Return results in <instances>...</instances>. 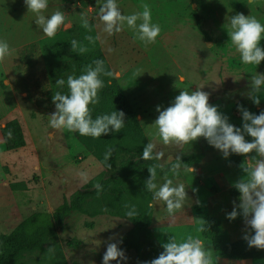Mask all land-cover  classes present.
Wrapping results in <instances>:
<instances>
[{
  "label": "rangeland",
  "instance_id": "rangeland-1",
  "mask_svg": "<svg viewBox=\"0 0 264 264\" xmlns=\"http://www.w3.org/2000/svg\"><path fill=\"white\" fill-rule=\"evenodd\" d=\"M80 1L87 3L78 7V14H74L72 23L66 25L68 28L60 38L36 46L32 44L20 52V56L10 55L6 58L7 69L17 88L33 90L36 93L8 92L10 102L17 108L23 105L26 109L24 113L30 129L26 127L22 116L26 127L24 149H9L6 139L0 145V240L33 212L54 211L64 196L71 198L79 189L93 188L108 175L94 152L82 142V138L87 139L90 136H80L65 129L55 130L49 124L50 115L55 111L53 94L57 91L68 94L67 77H78L76 70L67 65L81 55L70 51V41L73 39L87 47V52L101 51L108 59L110 72L113 73L112 76H101L104 87L98 93L99 103L90 105L91 114L100 106L104 91L112 83L111 77H114L125 89L124 93L138 116L146 104L141 102L142 95L135 83L152 79L154 86L152 89L150 86L149 91L156 90L164 80L161 75L165 70L164 66H168L169 85L156 92L152 102L147 103L155 110L157 106H170L180 91L191 92L197 87L208 93L209 104L221 99L224 106L222 111L230 118H233V106L236 116H242L238 105H243L254 114L264 110V90L258 94L259 105L254 104L248 96L252 76L256 72L264 73V61L258 66L243 64L228 35L230 19L237 13L255 17L264 25V0H255L252 4H249V0H121L119 8L124 16L142 12L145 4L149 6L151 22L161 28L155 42L150 44L137 39L136 32L126 22L121 25L119 32L111 36L105 33L104 25L98 18L100 5L106 0ZM82 15L88 17L91 31L82 26ZM32 22L36 25L34 20ZM89 35L94 38V42L85 39ZM97 37L99 38L96 39ZM260 46L264 48V34ZM110 59L116 64H112ZM141 62H144L143 66L138 69ZM31 71L42 74L41 85L35 86V79L30 77ZM148 71H153L154 75L150 77ZM59 79L65 81L63 88L56 83ZM30 97L33 105L28 101ZM147 112L152 115L151 111ZM157 117L151 120V129L148 130L150 136L156 134L153 122ZM21 125L23 128V122ZM236 127L242 128V123ZM147 138L149 141L150 138L153 140L152 137ZM245 139L250 142L253 138L245 134ZM154 143L158 145L155 151L163 153L160 158L163 164L168 163L171 157L168 158V154L171 152L177 157L180 154L205 150L206 155L216 149L203 137L189 144L165 145L162 139ZM137 152L138 150L135 159ZM209 157V154L207 158L204 157L202 162L205 165ZM241 159V170L235 169L233 164L225 167L226 164L222 162L223 180L230 177L233 171L241 177L249 176L244 171L245 163V169L254 168L259 157ZM209 168L213 169L212 166ZM184 169L185 167H180L179 175L173 172L159 173L156 183L159 187L165 183L167 177L173 184H184L186 201L192 204H184L170 215L163 202L153 198L147 202L146 198H139L135 191H131L123 197L127 206H135L136 212H143L151 205V220L144 225L143 230L136 232L134 222L125 216L105 213L92 217L74 212L67 218L65 225L56 230L55 236L47 241L43 251L27 252L14 264H102L103 255L110 242H116L125 252L127 259L119 260V264H150L161 253L157 250L163 251L162 245L169 239L183 242L189 235L205 242L206 249L211 252L213 264H264V253L259 260L242 261L216 255L215 241L204 232H197L199 221L206 215L224 218L232 241L241 239L245 233L250 232V228L245 224L242 215L234 220L227 218V213L233 210L234 204H239L237 198H233L228 190L218 191V188H214L215 192H210V188L202 185L198 186L196 193L193 185L197 181L191 179L193 172ZM173 175L177 176L176 180ZM213 180L214 178L209 179ZM206 191L208 196L202 199L206 204H196ZM115 206L112 200L103 197L92 200L91 209L116 211ZM89 223H93V227H88ZM110 264H118V260H113Z\"/></svg>",
  "mask_w": 264,
  "mask_h": 264
},
{
  "label": "clouds",
  "instance_id": "clouds-1",
  "mask_svg": "<svg viewBox=\"0 0 264 264\" xmlns=\"http://www.w3.org/2000/svg\"><path fill=\"white\" fill-rule=\"evenodd\" d=\"M255 0H249V4ZM28 12L35 14V24L42 29L48 38H54L60 26L65 22V14L57 10L51 16L43 13L48 8V0H24ZM99 19L103 23V31L113 35L121 30V25H127L136 32V38L145 44L154 43L160 34L161 28L158 24L151 22V10L148 5H143V11L129 16L122 15L116 0H106L99 8ZM140 21V23H137ZM82 26L91 31V25L86 15L81 16ZM264 34V25L255 17L245 16L237 13L230 19V30L228 35L232 44L240 54L241 62L245 65L258 66L264 61V48L260 41ZM97 37L96 39H98ZM90 42H94L92 36H86ZM70 51L83 54L88 51L77 40L70 41ZM10 54V46L7 41L0 40V61ZM94 65V67H93ZM112 76L107 71L103 60H95L93 64L86 67L83 74L78 77H67L68 94L57 91L52 96L55 111L50 115V127L55 130L65 129L69 132L78 133L80 136L100 138L104 134L119 133L125 125V113L122 110L112 111L92 118L90 105L99 103V91L104 87L101 76ZM56 83L63 88L65 81L59 79ZM249 98L254 104H260L259 93L264 90V73L256 72L250 81ZM188 92L180 91L175 96L174 102L161 110L154 120L158 135L165 145L189 144L203 137L207 142L220 150L227 158L231 154L245 155L255 153L256 165L251 169H244L249 173L250 179H240L235 183L238 189L239 204H234L233 210L227 213L229 220H234L242 215L245 224L252 232L245 233L243 239L248 246L258 250H264V110L254 114L243 105H238L242 114V128L229 123L228 118L219 113L217 106L209 104L208 93L200 90ZM245 134L253 139L249 142ZM8 138H12V132H8ZM156 145L149 141L143 148V160H159L163 153L155 151ZM112 154V149L105 153L107 161ZM111 167V165H109ZM160 165L148 167L149 177L145 180V188L153 193V199L163 202L167 212L172 215L184 206L187 198L185 185L172 186L173 181L165 178V183L158 187L157 168ZM181 165L175 163L171 171L179 175ZM187 172L194 169L185 167ZM94 188L97 195L102 191V185L96 183ZM151 207V205H149ZM126 207H129L126 205ZM137 215L135 206L129 207L126 217L135 218ZM205 221H199L197 232L205 231ZM254 233V234H252ZM122 243V241H120ZM163 251L150 264H213L211 252L206 249L205 242L199 238L189 235L183 242L169 239L162 245ZM124 250L120 249L116 242H110L102 258V264H110L113 260H126Z\"/></svg>",
  "mask_w": 264,
  "mask_h": 264
},
{
  "label": "trees",
  "instance_id": "trees-1",
  "mask_svg": "<svg viewBox=\"0 0 264 264\" xmlns=\"http://www.w3.org/2000/svg\"><path fill=\"white\" fill-rule=\"evenodd\" d=\"M95 60H103L105 69L111 70L108 59L98 50L81 54L69 61L67 65L76 70V75L79 76ZM111 82L104 91L100 106L91 115L95 119L99 115L122 110L126 114L123 129L119 133L110 132L100 138H82V142L94 152L108 173L107 177L99 182L102 185V191L97 195L94 187L79 189L71 198L64 196L54 211H36L21 220L0 240V264H14L23 258L27 252L43 251L47 241L55 236L56 230L65 225L67 218L74 212L92 217L105 213L126 217L128 209L123 197L129 195L131 191H135L139 198H146L149 202L153 198V193L145 188V180L149 177L148 167L158 164L161 167L157 168V174H169L172 172L171 169L175 163H179L181 167H192L202 163L205 157L204 151L179 155L174 161L165 164L161 163L160 159L143 160V148L149 142L145 130L137 114L134 113L135 111L132 109L123 87L116 82L114 77H111ZM2 131L9 149L21 148L26 144L24 131L18 119L7 122ZM9 131L12 132L11 139L7 135ZM108 149H112V154L106 161L105 153ZM137 150L138 155L135 159ZM229 158L235 168L238 170L243 168L241 155L231 154ZM228 192L233 198L239 200L240 193L235 185L230 187ZM103 197L112 200L117 210L91 209L92 200ZM136 213L135 218L129 219L134 222L136 232H139L143 230L146 223H150L151 208L147 206L145 211L139 210ZM203 220L206 222L204 233L215 241L218 257L239 261L262 258L264 250H258L255 247L250 248L243 237L236 241L230 239L224 218L206 215ZM88 227H93V223H89ZM250 232H252L251 229ZM157 252L162 251L157 250Z\"/></svg>",
  "mask_w": 264,
  "mask_h": 264
},
{
  "label": "crops",
  "instance_id": "crops-1",
  "mask_svg": "<svg viewBox=\"0 0 264 264\" xmlns=\"http://www.w3.org/2000/svg\"><path fill=\"white\" fill-rule=\"evenodd\" d=\"M87 1H80V0H48V8L43 13L45 16H51V14L57 10L62 11L65 14V22L63 25L60 26L59 30L57 31L54 38H48L46 35L43 34L42 29L38 28L37 25L33 24V20L35 21V14L32 12H28L26 5L24 4V0H0V40L7 41V43L10 46V54L6 56L2 61H0V145L2 144L4 137L2 135V128L6 125L7 122L13 119H18L20 123L23 122V129L25 134V128L27 127L30 129L29 121L26 120V116L24 113L23 105L20 106V108L9 101L8 99V92H17V93H23V94H35L36 92L33 90L25 89V88H17L15 81L11 78V75L7 69L6 65V58L10 57V55L17 57L20 56L19 53L22 52L24 49L29 48L30 46H36L38 44H42L46 41H55L58 38H60L64 34V30H66V25H69L72 23V18L74 14L77 12V9L80 5L86 4ZM117 5L121 3V0H118L116 2ZM78 14V12L76 13ZM98 21L100 19L98 18ZM20 60V58H18ZM155 60V59H153ZM112 64H116L115 61L110 59ZM157 61V60H155ZM158 62V61H157ZM144 62H141L138 65V69H140L143 66ZM165 70L161 73L163 76L162 84L158 87H156V90L149 91V88L151 86V89L154 85H152V79L148 80L146 82H140L135 83L138 85V91L140 95V100L142 103L146 104L144 110L138 114V117L140 119V122L145 130L146 135L150 138L152 137L153 140L150 138L151 142L154 143V141L159 142L161 140L157 139L159 137L158 130L156 128V134L155 135H149L148 130L151 129V120L154 119L159 115L157 110L152 108V105H148L147 103L152 102V97L156 92H160L161 90L165 89L169 85L170 79L167 75V68L168 66H164ZM148 75L152 77L154 75L153 71H148ZM42 74L38 71H31L30 77L35 79V86L41 85L43 80L41 79ZM182 76V75H181ZM183 78V77H182ZM185 78V76H184ZM166 86V87H165ZM125 90V89H124ZM27 96V95H26ZM28 101L30 104H34L31 101V97L28 98ZM210 105L217 106V110L219 113L223 114L228 118L229 123L238 126L242 123V116H236L234 113L235 107H232L233 118L228 117V114L222 109H224L223 102L221 99H219L218 102H212ZM29 104L27 105V107ZM164 108H166L165 105H163ZM161 110L164 108L160 107ZM26 110V109H25ZM147 111H151L152 115L149 114ZM21 112V113H20ZM26 121V127L24 125L23 118ZM239 117V119L235 118ZM144 120L146 123H144ZM26 137V136H25ZM27 144L29 145L30 143ZM155 144V143H154ZM27 145V147H28ZM156 150H157V144ZM24 149V147L22 148ZM206 152V150H205ZM1 153V152H0ZM208 154L210 157L207 159V164L205 165L204 162L200 163L199 165L192 166L194 169L193 174L191 176V179L196 182V185H193V189L196 191L199 189L198 186H205L210 188V192H215L213 189L218 188V191L220 190H229L230 187L234 186L236 182H238L241 178L242 179H248V175H244V177H241L236 172H232L233 174L230 177H227L226 179H222L223 174V164H226L225 167H228L230 164L232 165L229 156L225 158L221 151L218 149H214L210 153H207L205 157L207 158ZM181 155V154H180ZM170 156H174V154L171 152L168 154V158ZM178 156V155H177ZM243 159H255V153L248 154L247 156L241 155ZM162 163V162H161ZM245 163V162H244ZM209 166H212L213 169L209 168ZM233 166V165H232ZM247 164L245 163V167ZM234 167V166H233ZM244 167V169H245ZM191 168V167H188ZM236 169V168H235ZM213 171V174L211 173ZM210 178H214L213 181H209ZM173 179H177L176 175H173ZM203 182V183H202ZM174 186H177V184H173ZM208 192L206 191L204 195H202V198L196 202L199 204H206V202L202 199L206 198L208 196ZM229 193V192H228ZM184 204H192L188 201H185Z\"/></svg>",
  "mask_w": 264,
  "mask_h": 264
},
{
  "label": "water",
  "instance_id": "water-1",
  "mask_svg": "<svg viewBox=\"0 0 264 264\" xmlns=\"http://www.w3.org/2000/svg\"><path fill=\"white\" fill-rule=\"evenodd\" d=\"M176 157L174 156H171L169 159H168V162H172V160H174Z\"/></svg>",
  "mask_w": 264,
  "mask_h": 264
}]
</instances>
